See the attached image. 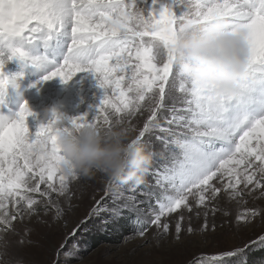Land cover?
Masks as SVG:
<instances>
[{
  "label": "snow or ice",
  "instance_id": "6c2138e0",
  "mask_svg": "<svg viewBox=\"0 0 264 264\" xmlns=\"http://www.w3.org/2000/svg\"><path fill=\"white\" fill-rule=\"evenodd\" d=\"M189 24L204 32L216 24L234 34L246 31L248 76L235 93L218 95L214 85L202 86L178 65V33ZM12 60L42 73L30 87L55 78L68 83L77 74H91L103 95L89 112L75 116L53 108L30 132L26 120L35 113L27 101L14 113L4 112L7 88L17 87L21 77L3 72ZM175 81L186 96L184 107L168 109L164 126L159 121ZM142 112L148 116L132 143H144L158 129L168 135L157 139L177 151L163 173H154L162 176L157 185L166 182L168 194L163 202L157 201L154 214H147L150 218L138 217L143 225L140 236L156 227L163 238L171 230L165 217L183 210L199 218L200 208L206 209L201 229L189 224L187 232L206 231L208 206L222 191L230 200L264 198V0H194L183 5L181 0H0V232H15L17 221L38 214L41 207L45 213L53 208L60 216L64 212L60 198L70 203L72 184L82 176L62 170L65 161L57 145L61 131L95 125L132 132L135 128L126 117ZM105 191L114 200L125 198L109 181ZM127 199L135 202L136 197ZM127 207L113 212L119 216ZM261 215L264 209L253 207L237 223L246 226ZM184 219L182 214L177 218V240ZM253 247L264 248V235L213 256L212 264L237 258L248 264L246 253ZM193 264H204L203 256L195 257ZM257 264H264V258Z\"/></svg>",
  "mask_w": 264,
  "mask_h": 264
},
{
  "label": "rangeland",
  "instance_id": "374dc122",
  "mask_svg": "<svg viewBox=\"0 0 264 264\" xmlns=\"http://www.w3.org/2000/svg\"><path fill=\"white\" fill-rule=\"evenodd\" d=\"M192 2L194 0H181V5ZM5 66L9 71L12 70L11 76L21 73L20 78L24 77L19 61H9ZM3 72L5 73L4 69ZM74 79H80V82H75ZM73 80L63 85L59 78L49 80L48 84L41 86L44 89L42 92L37 91V98L32 99L30 95L27 97L29 107L35 113L34 117L26 120L30 132H35L44 115L53 108L66 115L75 116L89 112L93 105L99 103L103 90L97 87L96 79L91 74H77ZM47 94L50 96L47 97ZM185 98V94L179 91L178 81H175L165 101L167 107L161 113V125L167 126L164 118L170 115L168 109L173 105L177 108L184 107L182 102ZM147 116V112H142L134 117H126L135 128V131L130 132L132 138L142 128ZM167 135L157 129L145 137L143 144L153 154L152 165L143 183L122 184L114 188L115 191L123 192L125 198L114 200L112 195L106 193L108 180L103 174L82 176L72 184L70 203H65L60 198L64 208L60 216L55 214L53 208L45 213L41 207L38 214L30 217L25 215L22 222L17 221L14 224L15 232H0V264H193L194 258L199 256H203L204 264H212L213 256L242 248L264 235V215L258 216L246 226L237 223V218L248 209H264V198L254 200L251 196H244L230 200L223 191L208 206L209 227L206 231H197L191 235L187 232L189 224L194 229H201L206 209L200 208L199 218L195 213L183 210L165 217L171 230L163 238L157 236L156 227H148L143 236L138 234V229L143 226L138 223V217L150 218L147 214H154L153 210H158L159 207L157 201L163 202L168 194L164 191L166 182L163 187L157 185V179L162 180V176L154 175L156 172L163 173L164 167L171 164V153L177 151L172 146L165 147L157 139ZM241 188L243 189V185ZM133 195L136 200L130 202L127 197ZM254 195L258 196L259 193ZM53 199L57 198L54 196ZM125 204L128 207L120 211L119 216L115 215L113 209L119 210ZM213 207L217 209L215 212L210 210ZM181 214L185 219L177 240L174 238L175 226ZM126 218L132 221L133 227L130 230L127 224H122V220L127 221ZM212 225H215L214 230ZM62 246L64 252L58 254ZM249 251L254 252L257 249L253 247L247 252ZM231 263L240 264V259L225 262Z\"/></svg>",
  "mask_w": 264,
  "mask_h": 264
},
{
  "label": "clouds",
  "instance_id": "9594fccd",
  "mask_svg": "<svg viewBox=\"0 0 264 264\" xmlns=\"http://www.w3.org/2000/svg\"><path fill=\"white\" fill-rule=\"evenodd\" d=\"M177 63L202 86H215L218 95L232 94L248 76L247 33L234 34L222 25L204 32L198 25L184 26L176 41ZM130 132L95 125L61 131L57 145L64 157L65 175L103 174L113 188L141 184L150 170L153 154L143 143H132Z\"/></svg>",
  "mask_w": 264,
  "mask_h": 264
},
{
  "label": "trees",
  "instance_id": "16d2710c",
  "mask_svg": "<svg viewBox=\"0 0 264 264\" xmlns=\"http://www.w3.org/2000/svg\"><path fill=\"white\" fill-rule=\"evenodd\" d=\"M126 222L122 220V224L123 225H126L129 230L133 227L132 225V221L131 219H127L126 218ZM121 224V225H122ZM260 258H264V249H261V250H257V251H254V252H247L246 253V259L248 261V264H256V260L258 261ZM238 259V258H237ZM237 259H235V261H237ZM231 264H234V263H231Z\"/></svg>",
  "mask_w": 264,
  "mask_h": 264
},
{
  "label": "bare ground",
  "instance_id": "6f19581e",
  "mask_svg": "<svg viewBox=\"0 0 264 264\" xmlns=\"http://www.w3.org/2000/svg\"><path fill=\"white\" fill-rule=\"evenodd\" d=\"M55 80H56V78H55ZM58 80V79H57ZM59 81V80H58ZM73 81H75V82H80V79L79 80H76V79H74ZM50 82V81H49ZM49 82H43V83H39L38 85H37V91L38 92H42L44 89L41 87V86H43L44 84H48ZM53 82V81H52ZM57 83V82H56ZM59 84H61V83H59ZM53 85V84H52ZM55 85V84H54ZM62 85H63V83H62ZM49 87V86H48ZM51 88V87H50ZM65 88V87H64ZM68 88V87H67ZM54 89V88H53ZM70 89V88H69ZM47 90V89H46ZM55 90V89H54ZM78 90V89H77ZM64 91V90H63ZM68 91V90H67ZM97 91V90H96ZM67 93H69V92H67ZM62 95V94H61ZM44 96V95H43ZM47 97H49L50 96V94H47L46 95ZM53 96V95H52ZM60 96V95H59ZM46 97V98H47ZM53 99V98H52ZM57 100V99H56ZM58 101V100H57ZM66 101V100H65ZM65 101H64V103H65ZM56 103V102H55ZM70 104V103H69ZM52 106V105H51ZM59 107V106H58Z\"/></svg>",
  "mask_w": 264,
  "mask_h": 264
}]
</instances>
